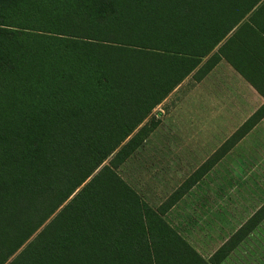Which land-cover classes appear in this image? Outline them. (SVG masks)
Segmentation results:
<instances>
[{
    "label": "trees",
    "instance_id": "obj_1",
    "mask_svg": "<svg viewBox=\"0 0 264 264\" xmlns=\"http://www.w3.org/2000/svg\"><path fill=\"white\" fill-rule=\"evenodd\" d=\"M258 40L264 0H0V264L223 258L239 232L207 260L165 214L253 118L157 207L117 168L183 80Z\"/></svg>",
    "mask_w": 264,
    "mask_h": 264
},
{
    "label": "rangeland",
    "instance_id": "obj_2",
    "mask_svg": "<svg viewBox=\"0 0 264 264\" xmlns=\"http://www.w3.org/2000/svg\"><path fill=\"white\" fill-rule=\"evenodd\" d=\"M201 90L190 74L154 109L152 115L159 120L158 126L117 168L153 207L238 129L237 112L208 109L207 105L212 104L202 101ZM247 145L254 143L247 144L242 138L232 146L165 214V219L206 258L215 238L222 240L226 236L225 225L235 218L244 220L245 213L254 211L264 199V160L246 157Z\"/></svg>",
    "mask_w": 264,
    "mask_h": 264
},
{
    "label": "crops",
    "instance_id": "obj_3",
    "mask_svg": "<svg viewBox=\"0 0 264 264\" xmlns=\"http://www.w3.org/2000/svg\"><path fill=\"white\" fill-rule=\"evenodd\" d=\"M228 52L229 59L222 57L206 75L196 80L198 88H202V101L211 103L212 106L207 105V108L214 111H236L237 118L240 119L237 128L253 118L251 128L242 137L247 144L254 143V146H246L245 156L264 160V42L250 41L243 46L238 45L232 51L228 48ZM262 170L264 172V162ZM263 206L264 199L254 211L245 213L244 220L235 218L233 220L237 219L236 221L227 223L226 236L222 240L215 238L209 258L196 250L208 260L217 255L226 242L239 232L236 244L223 258L215 260L214 264H264V215L253 225L249 222Z\"/></svg>",
    "mask_w": 264,
    "mask_h": 264
}]
</instances>
